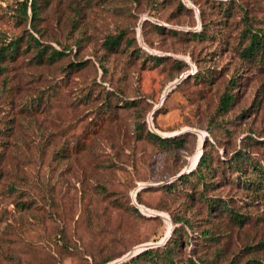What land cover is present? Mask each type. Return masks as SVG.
<instances>
[{
  "label": "rangeland",
  "instance_id": "rangeland-1",
  "mask_svg": "<svg viewBox=\"0 0 264 264\" xmlns=\"http://www.w3.org/2000/svg\"><path fill=\"white\" fill-rule=\"evenodd\" d=\"M15 1L0 0V36L18 32ZM220 1L228 0L48 1L37 25L41 40L71 52L47 65L23 54L0 74L7 88L0 94V264H142L128 259L162 245L182 227L181 217L193 227L190 243L180 241L181 255L224 264L239 252L242 264L254 253L264 262V249L239 250L264 240V194L248 196L230 181L233 174L214 171L204 193L249 214L238 224L207 215L192 190L165 188L201 152L222 162L245 135L264 139V59L257 67L238 55L242 13L234 7L221 15ZM238 1L247 18L264 22V0ZM119 30L118 49H102L103 37ZM81 59L82 69L60 71ZM235 73L233 103L216 114ZM53 83L59 92L45 102L47 90L39 113L25 114L22 103ZM146 130L182 143L161 147L143 137ZM251 153L264 166V148ZM204 227L214 241L196 235Z\"/></svg>",
  "mask_w": 264,
  "mask_h": 264
},
{
  "label": "trees",
  "instance_id": "trees-1",
  "mask_svg": "<svg viewBox=\"0 0 264 264\" xmlns=\"http://www.w3.org/2000/svg\"><path fill=\"white\" fill-rule=\"evenodd\" d=\"M48 1L49 0H16L14 6L10 7V11L13 15V22L18 28V32L9 37L4 35L0 36V74L4 71L9 62L23 54H29V59L35 65H47L66 58L71 52L69 46L61 44V47L56 49L49 43L41 40L43 38V30L37 25L40 19V11L47 5ZM215 4L218 6L219 13L223 16L231 15L234 7L241 11L242 24L238 33V40L236 41L237 48L239 49L238 55L245 59L247 63L259 67L264 59V22L260 21L261 24L259 23L260 25H256L258 24L257 21H252L250 18H247L246 9L239 5L238 0L220 1ZM200 32L202 33L204 30L193 32L192 35H199ZM207 34L209 35V33ZM123 37L124 31L122 30L113 34H106L101 42L102 49L107 52H115L121 45ZM74 44L79 48L80 45L83 44V40L80 38L74 40ZM146 58L154 59L155 57L148 55ZM84 66L85 60H73L61 65L60 71L64 75H67L82 69ZM238 73H235V76H231L220 94L215 109L216 114L222 115L233 103L234 94L231 90L237 86L234 77H236ZM46 87L47 89L45 91L42 89L35 96L28 98L22 103L21 109L25 114L33 115L39 113L42 109L41 103L44 100L43 94H45L47 90L49 93H46L45 102L52 96L50 92H54L55 95L59 92L56 89L55 83H53L52 86L48 85ZM6 90L7 88L2 85L0 87V94ZM110 101L107 95L102 97L101 102H103L105 109L108 108ZM104 115L101 114L100 116L104 119ZM141 133L142 131H139L137 136L140 137ZM142 135L147 140L152 142L155 141L161 147H165L171 142L176 143V146L182 143V138H163L150 130L144 131ZM253 146L264 148V139L253 138L250 134L245 135L222 162L219 160L213 162L211 156H207L201 152L194 167L186 173L183 172L177 175L175 179L165 184V188L169 192L184 191L187 193L189 190H192L195 193L196 199L205 204V212L207 215H226L231 222L240 224L250 218L248 213L239 212L233 208L228 201L221 197L212 195L207 196L203 188L212 185L210 184V178L214 171H217L221 176L230 172L234 175L230 181L238 184L241 189L248 192V196L258 197L264 194V166L258 158L252 155L251 149ZM218 162L220 166L217 165ZM11 186L12 185H7V188L14 191ZM19 204L21 208L25 207L24 202L20 201ZM176 221L182 224L180 229L178 228L176 231L173 230L170 232L169 237L162 245L143 249L131 256L128 259L129 263L141 260L142 264H216L215 257L209 258L204 255H196L193 253L181 255L179 249L180 241H184L186 244L190 243L189 238L192 236L191 232L193 227L187 218L181 217ZM196 235L202 240L206 239L208 241H214L216 236L208 227L202 228ZM178 237H180L179 240ZM170 238L172 239L170 240ZM262 249H264V240H258L254 244H244L239 250L252 253ZM238 254L239 252L233 253L231 259L224 264H238ZM110 260L111 258H107L94 264H104ZM121 264H126V261ZM242 264H264V262L259 256L252 253V256L243 260Z\"/></svg>",
  "mask_w": 264,
  "mask_h": 264
},
{
  "label": "water",
  "instance_id": "water-1",
  "mask_svg": "<svg viewBox=\"0 0 264 264\" xmlns=\"http://www.w3.org/2000/svg\"><path fill=\"white\" fill-rule=\"evenodd\" d=\"M181 173H183V172H179L177 175H179V174H181ZM133 196H134V194H133ZM134 200V199H133ZM145 248H147V247H144V249ZM122 259V258H121ZM121 259H117V260H115V261H112L110 264H117V263H119L120 261H121Z\"/></svg>",
  "mask_w": 264,
  "mask_h": 264
}]
</instances>
